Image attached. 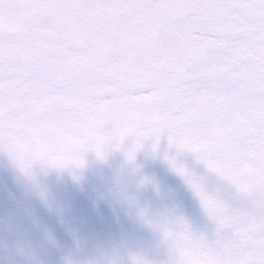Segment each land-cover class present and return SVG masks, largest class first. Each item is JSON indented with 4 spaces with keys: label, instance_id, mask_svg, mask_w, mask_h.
<instances>
[{
    "label": "snow or ice",
    "instance_id": "snow-or-ice-1",
    "mask_svg": "<svg viewBox=\"0 0 264 264\" xmlns=\"http://www.w3.org/2000/svg\"><path fill=\"white\" fill-rule=\"evenodd\" d=\"M162 137L245 205L165 153L216 224L209 242L183 218L153 225L141 211L169 254L264 264V0H0V153L21 172L82 166L84 152L130 139L132 162Z\"/></svg>",
    "mask_w": 264,
    "mask_h": 264
},
{
    "label": "bare ground",
    "instance_id": "bare-ground-1",
    "mask_svg": "<svg viewBox=\"0 0 264 264\" xmlns=\"http://www.w3.org/2000/svg\"><path fill=\"white\" fill-rule=\"evenodd\" d=\"M131 143L134 146V141ZM126 146L106 158V166L92 165L82 175L83 182L75 191L65 189L68 197H85L84 204H74L69 211L57 215L28 211L22 233L10 238L7 246L4 242L7 238H1L0 264H131L136 254L154 256L168 264L169 248L163 233L150 226L141 211L153 225L183 218L195 236L214 241L215 222L207 216L188 178L173 171L164 159L165 153L177 156L174 148L169 149L167 138H161L156 153L152 151L151 140L135 151L133 162L148 166L145 174L135 178L130 176L131 168L125 163L127 153L135 148L127 149ZM177 159L194 172L210 192L239 210L230 194L223 190L220 180L198 165L192 154L183 153ZM35 167L36 164L32 174ZM16 169L12 160L0 153V189L2 180L11 179ZM62 178L69 181L71 177L64 174ZM99 178L111 185L95 183L94 187L102 191L93 194L91 181ZM118 180L123 187L115 185ZM11 215L12 212H0V219Z\"/></svg>",
    "mask_w": 264,
    "mask_h": 264
},
{
    "label": "rangeland",
    "instance_id": "rangeland-1",
    "mask_svg": "<svg viewBox=\"0 0 264 264\" xmlns=\"http://www.w3.org/2000/svg\"><path fill=\"white\" fill-rule=\"evenodd\" d=\"M109 128H112L111 123L106 124L104 127L105 130H108ZM125 146L127 149H131L134 147L131 143V139L125 141L124 147ZM112 150L114 153L120 152V149L115 147ZM144 156H146V154H144ZM109 157L110 155L107 157V159H109ZM125 163H127L131 168L130 176L132 178H135V176L141 174H145L148 169L147 166L139 165L137 163H134L133 161L129 162V160H125ZM104 165L106 166L107 163L102 160H99L98 163H96L97 168H100V166ZM91 168L92 167L90 164L85 168L75 172L66 169H53L47 166H41L39 163H36L34 174L31 173L30 175H26L19 169H16L12 172L11 179L7 178L6 180H2L3 185L0 189V212L8 211L12 212V215L1 219L0 224L9 219L14 221V227L12 228L9 237L7 236L8 233L5 234V236L7 237V240L4 241L6 242L5 245L7 246V242H9L10 238L22 233V226L25 219V214L27 213V211L23 209L25 207V201L27 200V198L28 200H31V202H33L30 210L43 211L51 215H57L62 212H67L72 208L74 204H84L87 201L85 197L79 195L74 198L68 197L64 191L65 189L75 191L83 182V180L81 179L82 175ZM33 170L34 169L32 168L31 171L33 172ZM64 174H68L71 177L69 181L63 180L62 176ZM54 175H56L55 179H53ZM95 183H108L111 185V182L104 179H94V181H91L93 194L102 191L94 187ZM221 183L224 188L223 190L230 194L232 201L234 202V206L242 209L245 206L244 202L237 197L233 189L226 186L223 182ZM115 185L123 187V183L119 180ZM42 187H44L42 191L37 194L38 189H41ZM7 206L9 207L7 208ZM5 229H7L6 225H0V232H3ZM135 256L143 259L144 261H148L149 264H163V261H161V259L154 256L151 257L139 254H136Z\"/></svg>",
    "mask_w": 264,
    "mask_h": 264
},
{
    "label": "clouds",
    "instance_id": "clouds-1",
    "mask_svg": "<svg viewBox=\"0 0 264 264\" xmlns=\"http://www.w3.org/2000/svg\"><path fill=\"white\" fill-rule=\"evenodd\" d=\"M221 256L222 254L220 253L215 254V258H221ZM210 258H213V256L204 252H191L187 256H182L180 255L179 252H176L174 254H169V260L178 262L183 259H192L193 261L196 262V264H205V262ZM134 260L137 262V264H139V262L141 261H144L143 259L137 256H133L131 264H134Z\"/></svg>",
    "mask_w": 264,
    "mask_h": 264
},
{
    "label": "water",
    "instance_id": "water-1",
    "mask_svg": "<svg viewBox=\"0 0 264 264\" xmlns=\"http://www.w3.org/2000/svg\"><path fill=\"white\" fill-rule=\"evenodd\" d=\"M109 148H110V146L106 149L105 155L108 152ZM83 155L84 156H83V164H82V166H69V167H66L64 169L77 170V169H79V168H81L83 166H86L88 163H93V161L95 159L100 158L99 156H97V154L94 151H91V150L84 152ZM89 156L93 159V161L88 158Z\"/></svg>",
    "mask_w": 264,
    "mask_h": 264
},
{
    "label": "flooded vegetation",
    "instance_id": "flooded-vegetation-1",
    "mask_svg": "<svg viewBox=\"0 0 264 264\" xmlns=\"http://www.w3.org/2000/svg\"><path fill=\"white\" fill-rule=\"evenodd\" d=\"M31 203H32L31 200H29L28 203H27V205L29 206Z\"/></svg>",
    "mask_w": 264,
    "mask_h": 264
}]
</instances>
